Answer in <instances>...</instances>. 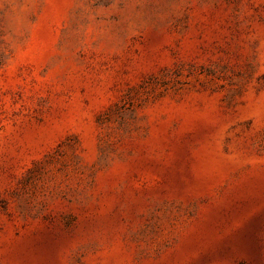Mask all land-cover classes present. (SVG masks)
<instances>
[{
  "label": "rangeland",
  "instance_id": "obj_1",
  "mask_svg": "<svg viewBox=\"0 0 264 264\" xmlns=\"http://www.w3.org/2000/svg\"><path fill=\"white\" fill-rule=\"evenodd\" d=\"M0 264H264V0H0Z\"/></svg>",
  "mask_w": 264,
  "mask_h": 264
}]
</instances>
